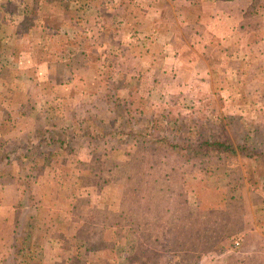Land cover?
I'll return each mask as SVG.
<instances>
[{
    "label": "rangeland",
    "instance_id": "rangeland-1",
    "mask_svg": "<svg viewBox=\"0 0 264 264\" xmlns=\"http://www.w3.org/2000/svg\"><path fill=\"white\" fill-rule=\"evenodd\" d=\"M148 78L129 81L130 87L122 88L121 78L115 76L117 85L102 89L105 92L93 102L76 98L73 103L21 104L15 98L4 103L0 143L5 144L0 154L11 153V161L8 174L3 171L0 177V223L7 228L0 227L13 242L6 264H54L43 263L41 257L55 254L62 257L55 264H74L75 257L86 254L97 259L96 264H212L219 257L239 258L242 246L236 247L235 241L246 235L248 193L263 187L255 173L263 175L264 164L254 167V161L264 162V103L257 105L251 96L245 104L224 103V97L179 103L178 98L159 96V89L151 92ZM257 92L264 95V88ZM188 112L242 118L227 124L228 137L223 133L222 138L245 149L221 161L184 160L178 152L184 141L177 140L172 128L175 119ZM165 115L173 119L159 118ZM154 116L160 121L151 132L162 136L168 132L169 141L128 140L130 123ZM46 128L61 131L63 144L47 145L48 135L40 132ZM218 130L217 134L223 132ZM105 133L110 134L101 140ZM36 146L45 152L44 171L34 170L27 159ZM51 152L59 157H49ZM231 165L236 167L227 168ZM229 169L236 170L231 177ZM3 221L14 225L13 233ZM214 231L219 234L214 236ZM220 234L226 236L221 239ZM26 235L35 260L20 262L17 239ZM191 235H197L198 242L186 256L179 244ZM200 235H210L208 245L220 243V251L197 250L206 248ZM162 243L169 250L164 251Z\"/></svg>",
    "mask_w": 264,
    "mask_h": 264
},
{
    "label": "crops",
    "instance_id": "crops-1",
    "mask_svg": "<svg viewBox=\"0 0 264 264\" xmlns=\"http://www.w3.org/2000/svg\"><path fill=\"white\" fill-rule=\"evenodd\" d=\"M146 75L151 92L159 89V96L179 103L224 97V103L245 104L251 96L262 106L264 95L255 92L264 88V0H0V122L4 103L15 98L21 104L93 102L117 85L115 76L125 88ZM227 171L231 177L236 170ZM255 175L263 187L248 193L241 256L215 264H264V174ZM1 227L0 264H6L13 242ZM48 258L41 260L55 264L62 257ZM72 262L97 259L86 254Z\"/></svg>",
    "mask_w": 264,
    "mask_h": 264
},
{
    "label": "trees",
    "instance_id": "trees-1",
    "mask_svg": "<svg viewBox=\"0 0 264 264\" xmlns=\"http://www.w3.org/2000/svg\"><path fill=\"white\" fill-rule=\"evenodd\" d=\"M186 114L187 115H184L182 117L179 116L180 119H175V122H174V128L175 129L172 128V130H174L177 133V135H176L177 140L179 141L181 139L182 141H184L181 144V146L178 148L180 150L178 152H179L181 158H183L184 160L187 159L186 161L191 162V163H193V162L195 163L196 161H201V160L206 161V160H210V159H217V160L221 161L222 159L236 156L237 153H239V151H243L245 149V146L244 147L239 146L237 148L231 142L230 139L224 140V138H222L223 133L226 136L228 135V129L226 128V125L235 123L238 120L244 121L242 118L232 117V116L228 117V118L213 116L210 118V116L206 117L205 115L198 116L199 114L194 113V112H188ZM159 118L160 119L161 118H165V119L167 118L168 121L173 119L172 117L170 118L167 115L159 117ZM159 118L154 116V117H149L148 119L138 120L137 122L130 123L131 124L130 133L126 135L127 137L128 136L130 137L128 140H132V141L135 140L136 143H139V141L136 138L137 137H139V138L143 137L146 140H149V141L153 140L154 142L156 140L157 142H160V143H162V142L164 143V141H169L170 135L168 134V132L164 133L163 136L158 135L156 132H151L152 130L156 129V122L160 121V120H158ZM226 119H228L227 120L228 122H226ZM128 127H130V126H128ZM218 129H220V130L223 129L222 130L223 132H221L220 134H217L218 132H220ZM169 130H171V129H169ZM40 132H41L42 136L48 135V136H46L47 138H49V140L47 141V145H54L56 143H58V144L62 143L63 144L64 140L60 136V135H63L60 133L61 131L55 132L51 129L46 128ZM109 134L110 133H108V134L105 133L101 140H103V138H106V136H108ZM145 135H147V137H144ZM45 142H46V140H45ZM1 143H0V147H4L5 143H3V142H1ZM29 144L30 143H28V145ZM154 144H156V143H154ZM176 146H179V145H176ZM59 148L61 150H64V149H62V146ZM40 150H41L40 146L33 147L32 150L29 151V154L27 155V159L31 160V164L34 165L33 169L36 171H44V169H46L44 162H42L45 160V157H44L45 152H42ZM16 151H17V148H16ZM0 152H3V150L1 149ZM40 152H41V154H40ZM43 153H44V155L42 156ZM12 154H16V153H12ZM47 155L49 157L52 156L55 159H57L59 157V155L56 157V153H53V152H51ZM40 156H42V157L40 158ZM248 156H250V154ZM14 157L19 158V156H14ZM10 161H11V153L0 154V165L2 164V162H6L3 169H0L1 170L0 171V177H2L1 174L3 173V171H6L5 173H3V174H5V176L10 171V169L7 168L8 165L10 164ZM103 167H104V165H103ZM97 176H98V174H97ZM221 223H222V221H221ZM224 223L225 222H223V224ZM193 234H196V232L194 231ZM218 234L219 233L216 231L214 233V236L218 235ZM208 236L210 237V235H208ZM208 236H207V238H208ZM219 236L222 239L226 235L220 234ZM21 238L22 237L17 239L18 242L21 243V245H20V247H18V251L16 253V256L22 257V259L19 258L20 262L24 261L25 259L27 260V262H31V261L35 260L33 253L30 252L31 246H29V244L27 242L28 241V235H26L23 239H21ZM187 238H189V237H183L182 241L180 242L181 244H179V246H182L183 249L187 251L186 256H190V252L194 251L195 247L197 246L198 236L197 235H191L190 239H187ZM207 238L205 236L202 237L203 241L201 243L206 248L200 249V247H198L197 250H205V253H207L206 249H208V248L211 249L213 247L212 251H220V246H219L220 243L217 244L216 246L211 247L210 245H208L209 242H208ZM210 238H212V237H210ZM214 240L217 242L218 241L217 237L214 238ZM161 246L165 247L164 251H166L167 245L162 243ZM16 250H17V247H16ZM167 250H169L168 247H167ZM12 260H13V258H12ZM37 261L39 262L40 259H37ZM191 264H196V263L191 262Z\"/></svg>",
    "mask_w": 264,
    "mask_h": 264
},
{
    "label": "built area",
    "instance_id": "built-area-1",
    "mask_svg": "<svg viewBox=\"0 0 264 264\" xmlns=\"http://www.w3.org/2000/svg\"><path fill=\"white\" fill-rule=\"evenodd\" d=\"M242 242H243V239H241V238L236 239L235 246L240 247L242 245Z\"/></svg>",
    "mask_w": 264,
    "mask_h": 264
}]
</instances>
